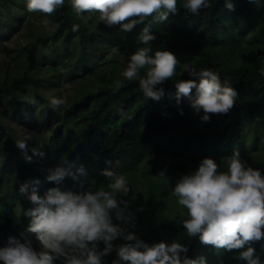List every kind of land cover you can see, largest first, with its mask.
<instances>
[{"label":"trees","instance_id":"obj_1","mask_svg":"<svg viewBox=\"0 0 264 264\" xmlns=\"http://www.w3.org/2000/svg\"><path fill=\"white\" fill-rule=\"evenodd\" d=\"M231 2L234 11L226 8L225 0H209L210 7L193 15L183 7L185 0H177V13L169 14L166 21L150 16L130 32L118 25L92 28L99 13L77 16L71 0H64L51 16L39 12L51 29L28 53L15 50L9 57L17 74L0 68V106L11 99L5 109L12 116L20 115L25 103L15 98L31 92L33 118L46 130L50 159L76 179L66 176L57 184L26 161L0 111L2 160L11 161L10 172L0 171V248L8 246L9 238L30 243L34 250L39 247L35 234L28 230L31 217L27 213L36 207L28 197L34 190L41 197L52 188L74 193L110 191L111 181L102 174L110 169L125 177L137 174V188L151 200L149 208L131 213L130 219L116 218L118 223L137 227L149 246L177 242L188 249L182 258L203 257L205 264H247L239 254L252 247L264 264V237L243 249L227 251L202 244L198 236H187L183 221L190 217L173 195L182 176L194 173L202 160L213 159L220 171H227V158L235 151L264 175V159L254 164L247 156L264 145V0ZM19 4L25 15L12 29L20 28L26 19L27 0H0L4 15L16 11ZM74 24L80 26L76 32ZM146 25L156 37L147 45L139 39ZM3 40L0 34V43ZM142 47L150 48L153 56L156 51H169L181 62L174 77L158 86L164 91L159 101L143 95L139 79L129 81L122 75L131 54ZM186 65L197 73L213 71L222 83L237 90L235 107L227 115H210L204 122L203 111L197 114L187 97L177 104L175 84L190 79L199 82L185 71ZM145 72L142 69L140 76ZM118 82L122 84L119 89ZM69 87L72 92L64 103L50 107L55 94L62 90L63 95ZM81 166L83 174L77 171ZM21 185L27 186L26 192L20 191ZM114 262L124 264L119 258L102 259V264Z\"/></svg>","mask_w":264,"mask_h":264},{"label":"clouds","instance_id":"obj_2","mask_svg":"<svg viewBox=\"0 0 264 264\" xmlns=\"http://www.w3.org/2000/svg\"><path fill=\"white\" fill-rule=\"evenodd\" d=\"M71 3L77 16L99 13V19L107 27L118 25L124 32L132 31L150 16L164 22L169 14L178 11L177 0H71ZM63 4L64 0H27V10L51 16ZM210 6L209 0H185L183 4L193 15ZM225 6L229 11L235 10L231 0H225ZM79 27L74 24L72 30L76 32ZM150 28L146 25L139 37L145 45L156 39ZM150 52V48L142 47L131 54L122 75L129 81L139 79L143 95L159 101L164 91L158 86L174 77L181 62L169 51H156L154 56ZM142 69H146L143 77L140 76ZM185 71L198 77L199 82L190 79L176 83L177 104L182 97H187L197 114L203 111L204 122L210 120V115H227L235 107L237 90L227 82L222 83L217 73L210 70L197 73L187 65ZM121 86L119 82L116 85L117 89ZM192 89H195L194 96ZM63 103L64 100L53 98L50 107L55 109ZM16 146L30 162L26 141H17ZM32 151L44 155L37 149ZM77 171L84 173L82 166ZM102 174L111 181L110 191L101 188L95 192L74 193L52 188L41 197L34 190L28 197L36 205L27 213L31 217L28 230L35 234L41 250L35 251L30 243L9 238L8 246L0 248V261L3 264H54L58 260L63 264H102L103 257L115 251L124 264H205L203 257L193 260L185 255L182 258L181 253L186 254L188 249L180 243L160 242L149 246L135 233L113 224L112 213L120 220L131 218V214L125 217L128 202L117 199L118 194L126 196L130 187L122 174L110 169ZM66 176L76 179L74 173L59 167L47 179L59 184ZM26 190V185L20 186L22 193ZM173 195L190 217L183 221L187 236H198L204 245L232 251L264 237V175L248 166L238 151L227 158V171H220L213 159L202 160L194 173L182 176ZM118 238L125 243L115 245ZM239 259L247 264H262L252 247L241 251Z\"/></svg>","mask_w":264,"mask_h":264},{"label":"rangeland","instance_id":"obj_3","mask_svg":"<svg viewBox=\"0 0 264 264\" xmlns=\"http://www.w3.org/2000/svg\"><path fill=\"white\" fill-rule=\"evenodd\" d=\"M11 13V9L8 10ZM24 9L22 4H19V6L15 10H12L11 14H0V34L5 37V41L3 43H0V68L7 70V72H10L11 74H17V71L15 69V63L14 61H11L9 57L14 56L16 54V51H20V49H24L25 53H28L32 49V44L34 45L36 42H39L40 39L43 37H46V32H49L51 27L49 24L41 21V16L39 12H26V19L23 21V24L18 29H12V26L14 25L17 27L18 18L20 16L25 15ZM3 27V29H2ZM94 29H101L105 30L106 25L103 21L99 19V16L96 17L95 22L91 26ZM43 41H40V43ZM72 92V89L69 87L65 93L62 95V90L55 94L57 98L62 100H65L68 94ZM31 92L27 96L22 95L21 93H18V95L15 98V101H22L25 103L23 112L20 113V115L12 116L10 115L9 111L5 109L6 105H11L12 101L11 99H7L4 101L5 103L0 106L1 114L6 118L4 121V124L10 132L16 137L17 141H26L27 145V152L26 155L31 157V161L33 162V165L45 172L47 176L51 173L52 170L56 169L57 166L55 165L54 161L50 159L49 153L46 150L45 146L48 143V137H46L45 132L46 130L42 127V123L39 120H36L33 118V109H34V103L31 102ZM4 148L0 149V171L2 172H10L11 171V161L9 158L3 162L2 157L5 153L3 150ZM33 149H37L38 152H43V156H39L33 153ZM23 157H25V153L22 151ZM248 159L254 163L257 164L260 161L264 159V145H258L257 148L249 153ZM126 179L128 180L130 191L125 196L123 194H120L117 196L118 200H124L128 202V208L125 211V214H131L136 211L145 210L149 208L152 205V202L150 199H148L140 190L137 188V180L138 175L135 173H128L126 175ZM39 196L40 193L37 192ZM46 195H43L45 197ZM155 205V204H154ZM121 207L123 208L124 205L121 204ZM112 222L113 224L120 226L124 229H126L128 232L135 233L141 240L142 237L138 235V229L137 227L133 225H127V224H121L116 221L115 213H112ZM144 241V240H143ZM145 242V241H144ZM125 243L122 239H117L114 241L115 245H119ZM35 248V251H40L41 246L40 243H38ZM104 245L100 244V249L102 250ZM111 259L118 258L116 255V252L113 251L112 253L104 256ZM54 263H61L63 264L62 260L55 261Z\"/></svg>","mask_w":264,"mask_h":264}]
</instances>
